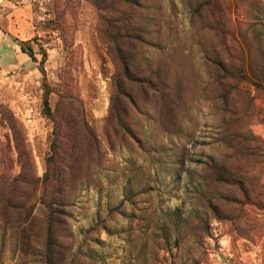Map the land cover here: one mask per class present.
Listing matches in <instances>:
<instances>
[{
    "label": "rangeland",
    "instance_id": "374dc122",
    "mask_svg": "<svg viewBox=\"0 0 264 264\" xmlns=\"http://www.w3.org/2000/svg\"><path fill=\"white\" fill-rule=\"evenodd\" d=\"M238 44L264 75V0H0V174L19 178L11 202L51 155L43 53L51 109L56 93L75 95L97 140L67 191L51 264H264V96L249 72L222 80L216 65L224 48L237 61ZM220 164L244 192L220 184ZM175 210L189 223L179 234ZM45 216L37 202L23 245L0 219V264H47Z\"/></svg>",
    "mask_w": 264,
    "mask_h": 264
},
{
    "label": "trees",
    "instance_id": "16d2710c",
    "mask_svg": "<svg viewBox=\"0 0 264 264\" xmlns=\"http://www.w3.org/2000/svg\"><path fill=\"white\" fill-rule=\"evenodd\" d=\"M100 11L103 9H99ZM103 13L102 18H104ZM115 25V24H114ZM118 39H120L119 31L115 34ZM110 43L112 44V50L117 53V58L120 62V67L123 70V73L128 78L129 81L132 78L128 77L129 72V60H127V55L122 54L119 45L117 44V38L109 35ZM123 38V37H121ZM130 44V43H128ZM236 52L238 55V60L233 59V52L224 48V54H226L227 59H222L216 63L218 70L223 74L222 80L226 76H235L243 77L246 72H249L250 76L253 79V84L259 89L264 96V75L257 73L255 69L252 68L251 62L248 59V55L244 52V45H236ZM23 54H26L29 58L35 61L32 50L30 47H21ZM45 53L42 54V59L39 63L40 73L42 74V109L45 116L52 120L54 124V129L52 133V141L50 143L51 155L46 159V171L41 180L35 176L29 177L27 180H20L27 187V192L24 191V200L13 204L12 195H15L18 191L19 178L7 179L3 173L0 174V219L3 222L9 221L11 223L10 230L13 232L12 235L17 236L19 241H22L21 245L27 243L30 234V224L32 221L33 210L35 204L39 202L44 208H46V226L47 234L44 244L43 255L47 259V264H51V257L60 253L62 247L55 241L54 230L55 227L59 225H64V212L62 207L66 203L68 197V189L78 181L79 178V168L84 165L86 162L90 161L89 156L97 152V140L94 133L86 125V122L82 119L81 106L80 102L75 98V95L69 94L66 90L61 93H56L60 101L56 102L54 110L51 109L49 103V96L53 94V89L47 85L44 76V63H45ZM246 57V58H245ZM238 62V64H237ZM149 79L152 78L150 74ZM147 80V79H146ZM151 80H149L150 82ZM156 81H158V86L155 84L154 91H165L164 84L159 82L158 76H156ZM221 83V81H220ZM154 84V83H152ZM116 93L120 94V89H116ZM79 108V109H78ZM116 108L114 114H116ZM117 117V116H116ZM119 120L120 118L117 117ZM85 134V137L89 140L87 142V147L83 148L79 143L78 137L80 134ZM253 140V139H252ZM258 143L256 140L254 141ZM253 148H243V153L246 152L248 155L252 152ZM5 152V150H1ZM82 153L85 156L82 158ZM56 165L54 170L51 169V164ZM52 171V172H51ZM215 173L218 177V180L221 183H230L232 185L237 184V186L245 191L244 187L240 185V181L236 180L235 177L228 171V169L221 165L216 166ZM236 180V181H235ZM38 195L36 191H38ZM51 194L50 197H47ZM18 199V197H16ZM61 207V208H60ZM207 210L212 214H216V208L210 201H208ZM171 216H175L173 224L174 234H179L180 229L187 227L189 225L187 220L180 219L178 211L170 213ZM216 216V215H215ZM195 218V219H194ZM196 221V226H206L205 219L199 214L193 217ZM192 219V220H193ZM63 220V221H62ZM198 230V229H197ZM163 234L167 235L166 228H163L161 231ZM164 235L165 240L167 236ZM178 244L176 245V247ZM201 261L198 258H194L193 264H200Z\"/></svg>",
    "mask_w": 264,
    "mask_h": 264
}]
</instances>
